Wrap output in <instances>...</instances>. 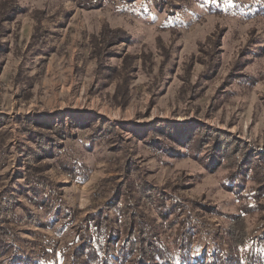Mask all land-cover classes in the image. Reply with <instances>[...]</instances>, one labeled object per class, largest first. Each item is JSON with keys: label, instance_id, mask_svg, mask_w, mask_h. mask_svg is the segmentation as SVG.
Listing matches in <instances>:
<instances>
[{"label": "rangeland", "instance_id": "374dc122", "mask_svg": "<svg viewBox=\"0 0 264 264\" xmlns=\"http://www.w3.org/2000/svg\"><path fill=\"white\" fill-rule=\"evenodd\" d=\"M0 115V203L30 257L55 242L52 261L70 264L75 226L122 217L128 184L144 181L165 210H138L164 223L173 264L179 201L210 226L188 232L195 262L231 249L240 216V264H264V0H0ZM34 150L45 188L27 175Z\"/></svg>", "mask_w": 264, "mask_h": 264}, {"label": "trees", "instance_id": "16d2710c", "mask_svg": "<svg viewBox=\"0 0 264 264\" xmlns=\"http://www.w3.org/2000/svg\"><path fill=\"white\" fill-rule=\"evenodd\" d=\"M88 1L93 5L98 4V6L103 3V0ZM104 35V38L106 37L108 39L121 36L120 33L117 32L113 34V32L108 29L104 30ZM102 44L103 41L99 46H102ZM4 116L5 115H0V118ZM41 126L42 128L49 127L47 125ZM49 129L56 134L55 138L58 139H53V141L55 140L53 142L55 145L62 144L63 140L68 137V133H64L65 130L62 125L57 124L54 127H49ZM42 138L41 136L40 140L37 141L39 144L38 148L47 150V148L53 147V143L43 145L44 143L41 141ZM38 153L39 152L35 150L31 151L32 155L26 157L28 165H30L34 157L39 156ZM34 168L35 166L32 167V165L29 167L31 171ZM31 171L27 173L28 178L45 188L50 180L44 177L42 167L36 166L34 169L35 177L34 173ZM125 179L126 182H128L129 175ZM145 183L146 182L141 181L140 185H137V193H132L133 188L129 187L131 184H128L127 192L125 193L128 199L125 203L119 202L116 205L120 214H123L122 217H117L112 221L111 218H109L110 216L104 218L97 214L91 219L93 215L91 214L90 217L81 220V222L75 226L78 235L76 240L79 241V243H77V247L71 251V256L75 261L71 259L70 264H114L115 262H119L118 264H173L177 261L167 241L162 238L159 227H161V229L165 227L164 223L157 225L156 219L158 218L154 219L149 216L148 213L138 210L140 201L143 200L148 205H151L152 208L158 205L161 206L162 210H160V212L165 210V201H163V197L160 198L158 202L152 197L151 193L148 192L149 190H147V185ZM49 187L54 186L50 185ZM104 195V192L100 193V197ZM185 204L181 201L178 202V206L182 205L185 207L183 208L181 206L186 216L183 217L179 229L175 231L176 239H181L176 247L181 255L180 262L183 264H240L243 260V254L239 251V247H242L250 240L247 227L244 223V217H233V221L227 228V233L231 235L233 239L230 241L231 249L228 252L218 246L214 256L207 255L211 259L209 263L206 262V260L205 262H195L193 260L194 254L191 255L188 251L189 243L192 239L188 232L194 225H197L201 230H208L210 226L206 224L204 217H200L201 215H199V217H192V210H187L190 204L187 202H185ZM13 206L14 204H12L10 198L2 200L0 203V246H5L7 248L5 255H10L9 253L12 254L9 261H3L1 259L2 255H0V264H56L51 259L55 256V251L53 249L56 246L55 242L50 244L48 248H44L42 253L38 255L33 253L32 257H30L28 253L30 242L20 238L14 232L15 217H12L14 214L12 209ZM104 208L111 209L109 205ZM32 218L34 222H38V218L34 217L33 214ZM171 221L172 220L169 221V226L171 225ZM80 241L85 242V244H82ZM174 243H176V240ZM67 249L68 246L62 248L64 256L68 252ZM19 255H21L23 261L12 262L11 259H13V256L19 257ZM25 258H27V260H24ZM251 259H253L252 254Z\"/></svg>", "mask_w": 264, "mask_h": 264}, {"label": "bare ground", "instance_id": "6f19581e", "mask_svg": "<svg viewBox=\"0 0 264 264\" xmlns=\"http://www.w3.org/2000/svg\"><path fill=\"white\" fill-rule=\"evenodd\" d=\"M190 129H191V127H189V126L187 127V126H186V130H190Z\"/></svg>", "mask_w": 264, "mask_h": 264}]
</instances>
